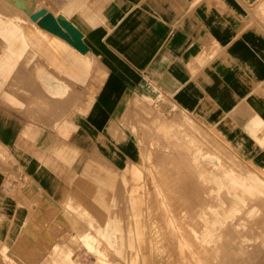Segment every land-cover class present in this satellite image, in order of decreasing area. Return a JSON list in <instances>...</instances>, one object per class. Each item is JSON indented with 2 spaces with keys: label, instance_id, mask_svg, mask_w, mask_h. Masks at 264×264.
<instances>
[{
  "label": "rangeland",
  "instance_id": "374dc122",
  "mask_svg": "<svg viewBox=\"0 0 264 264\" xmlns=\"http://www.w3.org/2000/svg\"><path fill=\"white\" fill-rule=\"evenodd\" d=\"M40 3L51 6L55 13H66L68 19L83 29L92 30L105 20V4L110 2L40 0ZM55 4L56 7L53 6ZM255 17L264 25L261 8L257 7ZM32 30L36 31L41 42L28 40L25 43L18 38L13 45V53L0 40V112L11 114L24 123L25 130L21 131L23 140L26 145H33L34 156L43 166L65 174L62 179L66 183V193L60 201L71 196L72 206L80 207L77 230L105 229L104 234H94L95 244L104 252V261L97 264H205L199 238L204 233L196 231L205 229V221L213 219L208 215L214 210L215 194L229 197L232 192L230 185L225 187L221 183L228 182L229 177L224 175L222 179L219 176L220 165L234 172H243L250 165L262 168L264 120L256 116L251 123L252 129H237V123L229 119L231 115L213 112V106H207L200 112H190L169 94L154 87V82L145 81L129 87L133 91L130 100L125 102L126 97H123L121 102L114 103L115 108L105 126V120L100 121L105 118L102 110L104 97L101 95L105 88L102 86L94 99L87 97V91L99 80L97 75L102 74L98 56L90 50L92 62L78 64L81 67L75 68L69 59L79 54L68 48L64 53L59 52L51 37L34 28ZM27 37L30 38L29 35ZM48 78H55L60 84L48 86ZM8 82L16 86L13 95L7 93ZM61 90L62 94L52 93ZM54 98L60 102H50L49 99ZM83 113L96 118L97 123L104 126L95 141L105 150L94 147L86 154L83 148H67L61 142V138L68 137L71 131L77 130L79 136L85 125ZM64 114L73 118L72 128L58 125L56 119ZM174 116L193 119L185 129L177 128L171 124ZM196 126L199 133L203 132V137L201 134L198 136ZM41 131L47 136V145L41 143ZM193 134L203 141L200 143ZM207 154L217 157L213 163L204 159ZM253 192L245 195L250 199L247 208L243 209L245 213L241 210L235 217L243 216L245 219L247 215L250 226L257 227L264 222V205L260 193ZM45 194L52 192L29 175L12 151L0 141V249L11 247L14 257L19 250L27 256L29 249H39L37 258H30L33 261L28 264H34L42 257L53 241L76 235V228L71 227L70 232L58 225L53 216L54 208L46 205ZM18 196L24 197L27 205H34L35 199L38 206H43L40 213L37 212L38 206L33 207L32 214L36 219L29 223L31 232L26 236L16 232L21 217L28 212L26 203L23 206ZM220 219L228 220L229 217L219 215ZM51 226L55 229L50 231V236L45 235V230ZM141 236L156 238L160 247L148 252L147 245H137ZM74 250L82 264H89L92 260L91 264L96 262L97 253L87 245L77 243ZM135 253L138 257L133 262ZM1 258L0 254V264H4ZM43 258L41 264H58L51 254Z\"/></svg>",
  "mask_w": 264,
  "mask_h": 264
},
{
  "label": "crops",
  "instance_id": "0c3cea01",
  "mask_svg": "<svg viewBox=\"0 0 264 264\" xmlns=\"http://www.w3.org/2000/svg\"><path fill=\"white\" fill-rule=\"evenodd\" d=\"M105 1L101 25L85 30L75 23L105 75V126L114 103L130 100L129 87L145 81L190 112L213 106V112L231 115L237 129H252L256 116L264 120V25L255 17L257 7L264 12V0ZM82 120L79 136L74 130L61 142L86 154L105 150L96 142L102 123L89 114ZM23 130L19 118L0 112V141L47 190L65 193V174L39 162ZM39 135L47 145L46 134Z\"/></svg>",
  "mask_w": 264,
  "mask_h": 264
},
{
  "label": "bare ground",
  "instance_id": "6f19581e",
  "mask_svg": "<svg viewBox=\"0 0 264 264\" xmlns=\"http://www.w3.org/2000/svg\"><path fill=\"white\" fill-rule=\"evenodd\" d=\"M47 6L40 3V0L38 2H36L35 0H27V1L26 0H0V33L2 34V36H0V40L4 41L5 47L7 48V50L9 49V51L11 53H13V45L15 44L14 43L15 40H17L18 38H21V40L25 41V43H28V40H29V42L34 41V43H38L40 41V37L35 34L36 31L34 33V31L32 30V28H34V30H37L43 34H47L49 37H51L52 42L55 43V45H54L55 48L57 50H59V52L64 53L66 48H68L71 50V52L74 51L75 53L79 54V56L70 57L72 60L69 59L71 62H73L75 64V68H77V66L80 68L81 66H79V65H81V64L82 65L90 64L92 62V59L90 58V55H89L90 50H91L90 48L86 52L81 53L74 46H72L70 43H68L65 39H63L60 36L40 27L35 20H32L30 18L29 15L32 12L38 10L41 7H45L49 11H51L55 16H60V17L68 19L64 14L55 13L53 10H51L50 5H49L50 7H47ZM54 9H55V7H54ZM68 20H70V19H68ZM71 22L73 24H75V22H73V21H71ZM28 35L30 38L27 37ZM82 39H83V41H85L84 38H82ZM3 49H5V48H3ZM10 52H8V53H10ZM61 60H63V59H61ZM76 70H78V69H76ZM97 76H99L98 82L92 88H90L87 91V97L90 99H94L99 94V90L102 88L104 80H105V75L103 73L101 75L99 74ZM55 84H60V82H58V80H56L55 78H48L46 81V85H48V86H52V85L54 86ZM90 85H92L91 82H90ZM7 87H8V88H6L8 90L7 93H10L12 95L15 94L16 86H13V85H11V82H10V84L8 82ZM154 87H157V86L154 85ZM52 93L53 94H56V93L62 94L63 90L52 91ZM77 97H78V95H77ZM49 100H50V102H54V103L60 102V100H58L57 98L49 99ZM184 111L188 112L187 110H184ZM66 112H67V110H66ZM65 114H64V116L56 119L57 123H58V125L67 126V127L72 128L73 118H71V117L67 118V117H65ZM83 115H87V114L83 113ZM150 116H152V114ZM192 119L193 118H191L190 116H187V117L179 116L178 118L176 116L175 119L173 118V121L171 124L174 125V127H177V128L184 127V129H185L187 124L190 123V121ZM257 121H259V119ZM166 122L167 121H165V123ZM156 123H157V121H156ZM197 123H195V125ZM197 128H198V126H196L195 129H197ZM205 128H203L202 130L204 131ZM198 129H197L198 136H199V134H201V136L203 137V135H202L203 132L201 131L202 133L201 132L199 133L200 130L198 131ZM205 131H206V129H205ZM209 131H210V129H209ZM188 134H190V133L188 132ZM212 134L214 135L213 132H212ZM193 136H194V134H193ZM194 138H197V137L194 136ZM206 138H208V137L206 136ZM197 139H199V142L203 141L202 139L200 140V138H197ZM221 142H223V141H221ZM200 145H203V144H200ZM214 146H216V145H214ZM194 147H196V146H194ZM212 148L214 150V147H212ZM203 149H205V148H203ZM220 150H221V148H220ZM216 151H218V150H216ZM236 155H237V153H236ZM64 158H66V157H64ZM64 158H63V160H65ZM94 158L95 157H90L89 159H94ZM215 158H217V157H215V155L207 154V155H205L204 159L213 163L215 161ZM242 161H244V160H242ZM220 166H221V170H220L219 176L221 178L224 175H226V177H229L228 182L227 181H224V182L221 181V183H224L225 187L230 185V187L232 188V192H231V195L229 197L228 196L218 197V195L215 194V196L213 197V200L216 202V204H214V210L212 211V213L208 215V217H211L213 219H208L205 221V223H206L205 229L200 230V231L199 230L196 231L198 234L204 233V236H202V235L199 236V238L202 241L201 242L202 243V245H201L202 252L201 253L205 259L204 263L205 264H264V226H263L264 222L263 223L261 222L260 225H258L257 227L256 226H250L251 223H250V221L248 222V218H247L246 214H245L246 215L245 219L243 218V216L235 217L236 214L241 210H242V213H245L243 211V209L244 208L246 209L250 203L249 197H246L245 195L246 194L249 195L251 193H254L253 191L260 193L261 200H262L263 205H264V165L262 166V168L250 165V166L245 167L243 172H234L231 169L227 170L223 167L222 164ZM223 171L225 174L223 173ZM61 174L63 175V172ZM146 178H147V176H146ZM148 179H150V178H148ZM151 179H152V177H151ZM147 180H145V181H147ZM37 182L39 184H41L38 180H37ZM147 183H146V185H147ZM35 187L37 189H39L37 186H35ZM182 190L180 192H182ZM223 190L225 191L227 189L224 188ZM174 191H176V190H174ZM49 192L50 193L52 192V194H45L44 198L46 199V205L54 208L53 209V216H54L55 220H57L58 225H61V227L63 228L64 231L69 230L71 232L72 228H76V235H72V237H65L64 236V237H62L61 240L53 241L51 243V245L49 244L50 246L48 245V248H47V250H45L46 253L44 255L46 256V255L51 254V257H53V259H55L58 262V264H82L80 258H78V256H77L78 255L77 251H75V250L73 251V247L75 246V244L82 243L85 246L87 245V247H89L90 249H94L95 253H97L96 262H94V264H97L98 262H103L104 261L103 260L104 259L103 253L104 252L102 251L103 249H99L97 244H95L97 242H94V241H96V237L94 234L96 232L104 234L105 229L102 230V229H98V228H95V229L93 228L87 232L77 230V222H78L77 218H78V215L81 211L80 207L78 208L77 206H74V205L72 206V202H71L72 197L71 196H68L66 198V200H64L63 202L60 201L61 196H63L66 192L61 194L60 196H56L55 193L53 194V191H49ZM174 196H175V194H174ZM17 198L20 202H22L23 206H25V203L27 205V202H25L24 197L18 196ZM33 204L34 205H27L28 212L25 213V215L23 216V218L21 220L20 225L17 228V231H16L17 235L21 233V236H22V234L26 236V234H29L31 232L30 227H28L29 223L32 224V221H34L36 219L35 215L33 218V214H32L33 210H34L33 207L38 206L37 205L38 203L35 199L33 201ZM42 208H43V206H38L37 212L40 213V211H42ZM219 215H221L223 218L229 217V219L228 220H225V219L218 220ZM191 216H192V214H191ZM75 218H76V220H75ZM26 223H27V225H25ZM24 226H27V227H24ZM54 229H55V226H51L49 229H47V231L45 230V235L50 236V231H52ZM64 231H62V232H64ZM69 231H67V232H69ZM157 232H158V230H157ZM108 240H109L108 243L111 244L110 237H108ZM137 243H138L137 245H140L142 243L140 246H142L144 244L147 245V251L148 252L149 251L150 252L155 251L156 248H158V246H159V244H158L159 242L157 241L156 238L154 239V238H147V237H142V236L138 237ZM82 248H83V246H82ZM135 248H136V246H135ZM35 249L36 250H34V248H33V250H31V251L29 249L28 250L29 255H27V256L22 255L21 250H19L18 251L19 253L16 254V257H14L13 254L11 253V247L1 248L0 254L2 257L1 258L2 262L4 264H28L29 261H33L30 258H32V257L37 258L36 257L37 256L36 251L38 252L39 249H37V248H35ZM76 249H78V248H76ZM43 256L38 258V260H36L34 264H41L43 262V259L45 258V257L43 258ZM133 256H134L133 262H135L136 260H134V259H137L138 255L135 253ZM89 260H90V258H89ZM83 261H84V259H83ZM91 263H93V260L89 262V264H91ZM87 264H88V262H87Z\"/></svg>",
  "mask_w": 264,
  "mask_h": 264
},
{
  "label": "water",
  "instance_id": "95a60500",
  "mask_svg": "<svg viewBox=\"0 0 264 264\" xmlns=\"http://www.w3.org/2000/svg\"><path fill=\"white\" fill-rule=\"evenodd\" d=\"M29 16L32 20H35L40 27L65 39L81 53L89 49V46L82 39V31L70 20L55 16L45 7L39 8Z\"/></svg>",
  "mask_w": 264,
  "mask_h": 264
}]
</instances>
